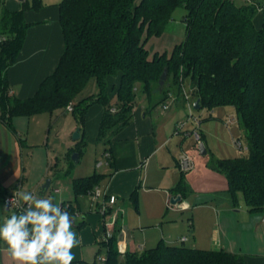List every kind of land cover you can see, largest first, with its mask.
Masks as SVG:
<instances>
[{
    "label": "trees",
    "instance_id": "trees-1",
    "mask_svg": "<svg viewBox=\"0 0 264 264\" xmlns=\"http://www.w3.org/2000/svg\"><path fill=\"white\" fill-rule=\"evenodd\" d=\"M41 6L40 0H26L20 10L4 8L0 15L2 123L16 134L15 117L58 109L67 112L66 107L72 102L81 138L68 156L74 152L81 156L88 144L87 114L91 106L98 104L103 114L96 143L104 146L110 164L114 139L133 122L141 94L151 103V110L167 102L170 94L183 101L181 91L189 88L193 102L199 99L201 108H235L246 136L248 155L211 157L208 167L227 179L228 190L221 195L231 206L237 207L243 199L249 211H264V0L241 5L235 0H62L59 21L64 51L54 72L41 82L36 93L22 99L11 94L7 74L16 63L31 26L25 20V11ZM179 6L186 10L185 39L170 54L156 52L150 57L149 40L164 33ZM259 15L261 23L257 26ZM165 69L168 78L160 86ZM91 79L96 80L98 94L77 99ZM80 144L83 150L78 147ZM104 177L95 173L74 179L75 195L93 193ZM186 189L185 182H181L173 192L183 196L188 193ZM6 192L0 183V203ZM132 199L137 209V191ZM63 207L71 214L76 210L70 203ZM101 246L107 250L104 264H245L241 254L225 249L172 246L164 241L121 256L115 234ZM95 264H99L98 259Z\"/></svg>",
    "mask_w": 264,
    "mask_h": 264
},
{
    "label": "crops",
    "instance_id": "crops-1",
    "mask_svg": "<svg viewBox=\"0 0 264 264\" xmlns=\"http://www.w3.org/2000/svg\"><path fill=\"white\" fill-rule=\"evenodd\" d=\"M24 1L0 0V15L4 8L9 11L20 10ZM40 1L42 6L39 9L25 11V20L31 26L27 30L20 55L7 74L11 94L22 99L36 93L41 82L54 72L64 51L59 21V5L62 0ZM260 23L259 15L257 26ZM167 102L175 104V110L168 113L173 109L169 107L167 112L161 111L160 117L163 118L156 121L150 117L152 111L138 109L137 103L133 122L114 139L110 164L104 155L106 171L93 173L105 176L93 191H100L98 198L93 193L76 196L73 189L74 179L93 174L85 171L71 178L72 189L67 190V193L57 187L52 188V178L47 195L53 191L60 196L55 202L62 207L64 203H70L76 208L72 215L75 217L74 227L79 243L73 249V264H95L98 255L106 256L102 252L101 242L107 232L115 234L117 247L126 251L150 249L160 241L172 246L190 243L189 247L192 248L225 249L243 254L245 264H264V231L259 236L256 234L260 226L264 228V211H249L248 206L243 205V199L237 207H233L221 195L228 190V182L225 176L208 167L211 157L218 158L214 149L198 128L195 129L202 134V141L207 148L205 156L197 155L195 150L197 145L194 134H191L195 129H184L185 134L176 135L174 131L177 124L183 119L180 118L178 107L184 108L185 102L177 98ZM102 114V106L90 108L85 125L87 143L96 142ZM15 130L16 134L0 121V183L7 190L5 200L0 205L7 203V197L14 194L19 185L21 190L26 188L27 176L22 171L19 177L18 166L21 152L20 156L18 153L25 146L26 140ZM234 139L240 138L234 136ZM185 144L193 148L194 167L184 174L179 167V157L187 153ZM181 182H185L188 191L183 196L173 192ZM40 189H33L32 192H40ZM135 191L138 197L137 209L132 199ZM89 195L92 198L91 211L84 212L82 206L87 204L86 197ZM111 195L116 196V202L108 204L107 212L103 215L100 207L104 202L109 203ZM177 196L181 197V201L172 204L171 198ZM13 211L16 210L9 206L3 210L2 215L6 217ZM247 215L249 222L245 220ZM245 222L248 231L247 226H241ZM233 231L240 235H232ZM248 233H254L253 241L247 240L250 236ZM184 237L187 240H182ZM257 238H262L263 243L257 244ZM0 264H15V261L7 252L0 251Z\"/></svg>",
    "mask_w": 264,
    "mask_h": 264
},
{
    "label": "rangeland",
    "instance_id": "rangeland-1",
    "mask_svg": "<svg viewBox=\"0 0 264 264\" xmlns=\"http://www.w3.org/2000/svg\"><path fill=\"white\" fill-rule=\"evenodd\" d=\"M235 2L238 5H241L249 3L250 0H235ZM185 14L186 10L184 7H177L173 11L171 20L166 25L164 33L159 37H152L149 40L147 49L150 52V57L154 53H156L157 50L161 51L158 52L159 54H162L163 52H168L170 54L174 46L181 43L185 39ZM110 82L111 83L109 84L110 86H112V79H110ZM184 89H187L189 91V88L182 89L181 93L183 98ZM98 92L99 88L96 80L91 79L87 86H85V88L78 95L77 99L86 98L89 96L93 97L94 95L98 94ZM183 101L185 102V107H178V109H180L181 111L180 118H183L182 121L179 122L186 123L184 129L193 130L195 128H198L199 130H201L211 148L214 149L213 151L216 153V156L218 158L230 159L242 155H248V150L246 149V136L244 131L239 127V120L236 114V110L233 106H220L212 110H209L208 108L195 109L193 106L194 102L192 100V95V107L187 104V101L185 99H183ZM162 104L150 110L149 108L151 103L145 95L141 94L138 99L137 107L138 109H145L147 112L152 111L150 117L152 119L154 118V120L156 121L163 118L160 117ZM174 105L172 104V102H169V107L173 109L169 110L168 113H171L175 110V108L173 107ZM93 106H91L90 108H92ZM230 119H235V121L230 122ZM14 120L15 128L21 134L22 139L26 140L25 146L21 151L19 150L18 153V155L20 156L21 152L20 162L18 164L19 177L22 171L27 176L26 188L24 191H32L33 189L37 190L42 185H44V183L48 179L52 180L53 178L54 182L52 188L57 187L60 190H65L64 192L67 193L69 192L67 190L72 189L71 178L78 176V174H83L85 171L89 174H93L94 172L106 171L107 166L105 165L106 159L104 157V146L101 143H88V145L84 148L82 144L78 145V147H80L81 149L83 148L84 150L82 149L83 153L81 154V157L79 158V161L77 163L72 160L73 154L71 156H67L70 149L72 147L77 148L76 146L78 144L77 141L74 140V134L79 127L77 126V122L72 112H66L63 109H58L53 113H41L33 115L31 117L18 116ZM184 129L183 131L185 133ZM174 133L176 134L175 131ZM234 136L236 139L240 138L239 140L244 146L243 149H240L238 145H236ZM184 149L193 160V148H189L187 144H185ZM195 150L198 153L197 155H201L198 147H196ZM68 170L69 173L67 175L66 172ZM58 172L62 174L57 175ZM48 196L55 197L56 200L60 197L59 195L54 194L53 191H50L48 193ZM91 199L92 198L90 195L86 197V200H88V202L86 205L82 206L84 212L91 211ZM243 205L246 206V203L244 202ZM107 220H110V218ZM245 220L247 222L250 221L248 215L246 216ZM241 226H247L246 231H248V225H246V222L242 223ZM263 231L264 228L260 226L258 233H256L257 236H259ZM233 234H235V236L240 235V233L236 231H233L232 235ZM248 234H250V236L249 238H247V240L253 241L254 233ZM257 242V244L263 243V239L257 238ZM185 246L189 247L191 246V244L186 243ZM106 251L107 250L105 248L102 249L103 254H106ZM126 252L127 251L125 249H119V253L121 256H124Z\"/></svg>",
    "mask_w": 264,
    "mask_h": 264
},
{
    "label": "clouds",
    "instance_id": "clouds-1",
    "mask_svg": "<svg viewBox=\"0 0 264 264\" xmlns=\"http://www.w3.org/2000/svg\"><path fill=\"white\" fill-rule=\"evenodd\" d=\"M18 199L20 209L6 217L9 203L0 205V251L15 264H73L75 217L46 192L20 190Z\"/></svg>",
    "mask_w": 264,
    "mask_h": 264
},
{
    "label": "built area",
    "instance_id": "built-area-1",
    "mask_svg": "<svg viewBox=\"0 0 264 264\" xmlns=\"http://www.w3.org/2000/svg\"><path fill=\"white\" fill-rule=\"evenodd\" d=\"M135 90H137L135 88ZM191 95H192V91L189 89V91L187 89H184V99L187 101V104L192 107V101H191ZM175 98V96L173 94H170L169 100L171 101ZM162 108V112H165L169 109V104L168 102H164L161 106ZM73 110V103L71 102L68 107H67V111L72 112ZM235 121V119H230V122ZM185 123L184 122H178L177 127H176V134H185L183 129H184ZM191 134H194L195 137V141H196V145L199 149V143L202 141L201 140V134L198 130H194ZM236 145H238V147L240 149H243L244 146L242 144V142L240 140H236ZM247 149V146H246ZM106 157L109 156V154L105 155ZM179 167L181 169V171L184 172H188L190 170L193 169L194 167V162L193 160L190 158V156L187 153H182L179 157ZM21 190V185L18 186V188L16 189L15 193L8 196L6 199V202L9 203L10 207H13L16 211H18L20 209V205H21V201L18 199V192ZM93 195L95 198H98L100 195V191L96 190L95 192H93ZM116 202V196L111 195L109 198V203L104 202L101 207H100V213L105 215L108 209V204L112 205ZM112 236L111 232H107L104 236V240H108L110 237ZM182 240H187L186 237H184ZM98 261L99 264H104L106 262V256H99L98 257Z\"/></svg>",
    "mask_w": 264,
    "mask_h": 264
},
{
    "label": "water",
    "instance_id": "water-1",
    "mask_svg": "<svg viewBox=\"0 0 264 264\" xmlns=\"http://www.w3.org/2000/svg\"><path fill=\"white\" fill-rule=\"evenodd\" d=\"M22 1V0H21ZM168 78V72H167V69H165L159 79V84L160 86H164L166 80ZM194 108L195 109H200L201 108V105H200V100H196L193 104ZM81 137V130L80 128H78L74 134V140H79ZM199 152L201 155L205 156L207 154V148H206V145L203 141H201L199 143ZM79 153H73V156H72V160L77 163L79 161ZM51 186V179H48L44 185L41 186V189H40V192H48L49 188ZM43 194V193H42ZM179 201H181V197L180 196H177V197H172L171 198V203L172 204H177Z\"/></svg>",
    "mask_w": 264,
    "mask_h": 264
}]
</instances>
